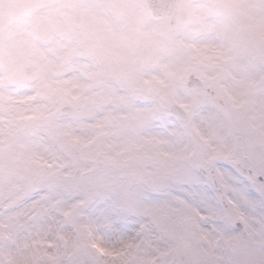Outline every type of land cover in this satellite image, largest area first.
I'll use <instances>...</instances> for the list:
<instances>
[{
    "label": "snow or ice",
    "instance_id": "obj_1",
    "mask_svg": "<svg viewBox=\"0 0 264 264\" xmlns=\"http://www.w3.org/2000/svg\"><path fill=\"white\" fill-rule=\"evenodd\" d=\"M208 3L0 48V264H264V0Z\"/></svg>",
    "mask_w": 264,
    "mask_h": 264
},
{
    "label": "rangeland",
    "instance_id": "obj_2",
    "mask_svg": "<svg viewBox=\"0 0 264 264\" xmlns=\"http://www.w3.org/2000/svg\"><path fill=\"white\" fill-rule=\"evenodd\" d=\"M49 1L53 6L57 5L59 9L48 11L43 8L34 10L32 15H28L31 17L29 19L22 14H16L14 17V19L18 17L16 20L12 19L9 15L4 20L0 18V23H3L0 24V48L4 51H12L13 54L21 57V59H26L25 53L30 47L40 43V26L49 23V18H51L52 22L57 26L72 31L74 26L61 15L62 11L69 8L67 4H70V2L67 1L65 4L67 6L62 5L60 7V0ZM72 1L75 2V0ZM82 1L86 2L88 5H80L91 6V8L89 7L90 17L85 29L86 34H92L95 28V22L99 24V27L103 24H109L112 26L115 34L123 39V42L131 54H138L164 40L161 24L168 19L163 18L157 20L151 17L143 0H109L110 10L99 8L98 3L106 0ZM197 3H200L202 6L198 9H193V11L198 13L199 16H208L211 7L208 0H201L194 4ZM3 8L5 9L6 7L2 6V9ZM11 9H14L13 5H11ZM217 15L222 20L230 17V13L227 11H220ZM77 32L79 31L77 30ZM1 38H3L2 43ZM78 42L76 36L65 41V43L72 48H75ZM22 43H24V47H22Z\"/></svg>",
    "mask_w": 264,
    "mask_h": 264
},
{
    "label": "flooded vegetation",
    "instance_id": "obj_3",
    "mask_svg": "<svg viewBox=\"0 0 264 264\" xmlns=\"http://www.w3.org/2000/svg\"><path fill=\"white\" fill-rule=\"evenodd\" d=\"M13 3H11V2ZM0 0V17L4 20L6 19V17H8V15L14 19V17L16 16V14H22L25 15L28 19L31 18L28 15H32L34 10H39V9H43L45 8L46 10H52V9H59L57 8V5L53 6L49 0ZM67 1L70 2L69 8L71 7H76V8H81L84 9L86 12V15L79 17L75 22H70L73 26L74 24H79V28L77 29L79 32L81 33H85V29H86V25H87V21L90 17V11H89V7L91 8V6H83L80 4H86L88 5L86 2H83L82 0H75V2H73L72 0H60V7L62 5H65L67 3ZM11 5L14 6V9H11ZM65 5V6H67ZM99 8H104L105 10H110V1L106 0V1H102L98 3ZM2 6L6 7L5 9H2ZM18 17H16L14 20H16ZM62 21V20H61ZM3 24V23H0ZM98 23H94V29L92 31V34L95 33L97 31V29L99 28ZM0 33H1V29H0ZM3 42V38H1V43ZM22 47H24V43H22Z\"/></svg>",
    "mask_w": 264,
    "mask_h": 264
},
{
    "label": "water",
    "instance_id": "obj_4",
    "mask_svg": "<svg viewBox=\"0 0 264 264\" xmlns=\"http://www.w3.org/2000/svg\"><path fill=\"white\" fill-rule=\"evenodd\" d=\"M151 14L156 18L169 17L170 20L187 21L188 7L197 0H145Z\"/></svg>",
    "mask_w": 264,
    "mask_h": 264
}]
</instances>
